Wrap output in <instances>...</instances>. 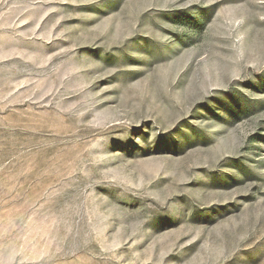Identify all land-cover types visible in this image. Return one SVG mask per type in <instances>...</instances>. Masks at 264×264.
Instances as JSON below:
<instances>
[{"label":"rangeland","instance_id":"obj_1","mask_svg":"<svg viewBox=\"0 0 264 264\" xmlns=\"http://www.w3.org/2000/svg\"><path fill=\"white\" fill-rule=\"evenodd\" d=\"M0 264H264V0H0Z\"/></svg>","mask_w":264,"mask_h":264}]
</instances>
